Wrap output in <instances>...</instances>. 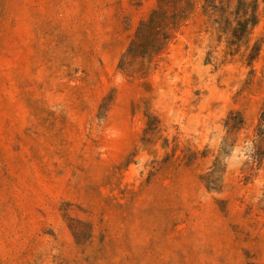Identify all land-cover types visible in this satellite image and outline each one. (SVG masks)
<instances>
[{
    "label": "rangeland",
    "instance_id": "1",
    "mask_svg": "<svg viewBox=\"0 0 264 264\" xmlns=\"http://www.w3.org/2000/svg\"><path fill=\"white\" fill-rule=\"evenodd\" d=\"M157 1L0 0V264H264V7Z\"/></svg>",
    "mask_w": 264,
    "mask_h": 264
},
{
    "label": "trees",
    "instance_id": "2",
    "mask_svg": "<svg viewBox=\"0 0 264 264\" xmlns=\"http://www.w3.org/2000/svg\"><path fill=\"white\" fill-rule=\"evenodd\" d=\"M197 0H158L151 11L148 23L150 28L163 26L177 29L190 18ZM201 11L218 32V39L225 38L227 52L232 54L240 44L248 41L252 29L259 23V7L264 0H200ZM259 48L254 44L248 59H253ZM240 118L232 128L242 125ZM251 157L260 159V151L264 146V100L256 124ZM76 238V237H75ZM248 264H257L250 262Z\"/></svg>",
    "mask_w": 264,
    "mask_h": 264
}]
</instances>
